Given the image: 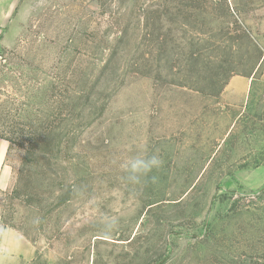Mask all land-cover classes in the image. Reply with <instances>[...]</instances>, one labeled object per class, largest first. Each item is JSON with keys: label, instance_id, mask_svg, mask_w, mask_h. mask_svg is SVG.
<instances>
[{"label": "rangeland", "instance_id": "rangeland-1", "mask_svg": "<svg viewBox=\"0 0 264 264\" xmlns=\"http://www.w3.org/2000/svg\"><path fill=\"white\" fill-rule=\"evenodd\" d=\"M2 142L4 264H264V0H0Z\"/></svg>", "mask_w": 264, "mask_h": 264}, {"label": "crops", "instance_id": "crops-1", "mask_svg": "<svg viewBox=\"0 0 264 264\" xmlns=\"http://www.w3.org/2000/svg\"><path fill=\"white\" fill-rule=\"evenodd\" d=\"M251 77L250 76H234L232 77L225 88L222 90L220 94V98L222 102L228 106L235 107L240 104L239 107L245 108L246 98L247 96V87H249ZM6 144L2 142L0 143V183L5 182L2 177V165H3V157L6 149ZM264 167V163L256 167V169H260ZM1 241H0V264H4L5 261H8V256L5 258L6 253L8 255L9 252L14 250V243L10 242V238L14 239V236H22L16 231L6 228L2 230L1 233ZM11 248V249H10ZM13 249V250H12ZM10 250V251H9ZM4 257V258H3Z\"/></svg>", "mask_w": 264, "mask_h": 264}, {"label": "clouds", "instance_id": "clouds-1", "mask_svg": "<svg viewBox=\"0 0 264 264\" xmlns=\"http://www.w3.org/2000/svg\"><path fill=\"white\" fill-rule=\"evenodd\" d=\"M123 170L128 173L133 181H137L140 177L147 176L154 169H158L162 165L160 156L156 153H140L121 161Z\"/></svg>", "mask_w": 264, "mask_h": 264}, {"label": "trees", "instance_id": "trees-1", "mask_svg": "<svg viewBox=\"0 0 264 264\" xmlns=\"http://www.w3.org/2000/svg\"><path fill=\"white\" fill-rule=\"evenodd\" d=\"M12 133V132H11ZM7 139H11V138H7Z\"/></svg>", "mask_w": 264, "mask_h": 264}]
</instances>
